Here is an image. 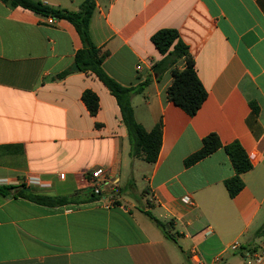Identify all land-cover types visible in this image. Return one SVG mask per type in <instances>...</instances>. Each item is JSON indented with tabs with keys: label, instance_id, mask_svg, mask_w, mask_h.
Returning <instances> with one entry per match:
<instances>
[{
	"label": "crops",
	"instance_id": "0c3cea01",
	"mask_svg": "<svg viewBox=\"0 0 264 264\" xmlns=\"http://www.w3.org/2000/svg\"><path fill=\"white\" fill-rule=\"evenodd\" d=\"M37 1L78 11L86 0ZM165 28L179 32L208 94L193 117L168 100L171 70L154 71L164 56L152 36ZM90 34L113 79L151 80L132 105L147 131L162 123L159 157L132 158L116 98L95 74L71 70L83 44L70 22L0 0V186L36 177L49 186L30 190L68 196L87 192L84 174L103 167L116 198L48 207L0 194V264H193L195 248L206 264H259L248 254L264 244V0H96ZM86 90L99 97L96 116ZM209 134L239 142L253 164L235 198L224 149L185 165Z\"/></svg>",
	"mask_w": 264,
	"mask_h": 264
},
{
	"label": "trees",
	"instance_id": "16d2710c",
	"mask_svg": "<svg viewBox=\"0 0 264 264\" xmlns=\"http://www.w3.org/2000/svg\"><path fill=\"white\" fill-rule=\"evenodd\" d=\"M2 1L11 3L14 7H22L54 20H66L75 27L83 44V47L75 55V62L80 69L79 71L95 74L116 98L121 110L123 123L129 134L131 157L141 158L147 163H155L159 157L162 145V123L157 124L151 131H147L136 120L132 105V98L143 93L145 88L151 83V80H146L135 86H124L104 70V61L108 57L109 52L97 47L90 34V23L96 8V0H86L78 11L52 8L37 0ZM152 42L164 56L154 66L155 73L160 77L164 71L171 70L173 75V83L167 90L168 100L185 111L189 116H195L207 99L208 94L197 75L196 64L189 54L187 45L179 39V32L172 28L157 31L152 36ZM181 60L186 63L184 69H180L177 66ZM68 73L70 71L64 72L60 77H64ZM82 99L90 114L96 116L99 110V97L97 94L91 90H86L82 95ZM252 107L255 114H258V106L253 103ZM219 149L225 150L235 171L234 176L225 181V187L229 196L235 198L245 187L242 175L253 169V164L247 152L239 142L236 141L223 145L216 134H209L204 138L201 149L185 160V165L187 167L193 166ZM30 189L24 185L0 186V194L2 196L13 195L14 197L25 198L48 207L99 200V197L92 195L89 191H78L68 196H50L38 194ZM146 214L157 227L166 233L167 225L165 223L157 219L150 212ZM166 234L168 237L173 238L171 234ZM256 234L264 235V225Z\"/></svg>",
	"mask_w": 264,
	"mask_h": 264
},
{
	"label": "built area",
	"instance_id": "2783aa9c",
	"mask_svg": "<svg viewBox=\"0 0 264 264\" xmlns=\"http://www.w3.org/2000/svg\"><path fill=\"white\" fill-rule=\"evenodd\" d=\"M138 70L142 69L141 65H138ZM61 178H64V174H61ZM84 178L87 181L88 191L92 195L99 197V201L105 202L106 206H112L116 203V198L114 195V186L115 180L109 177V172L103 167H97L94 170L85 173ZM23 185L26 188H44L49 186L47 182L40 178L30 177L23 182ZM187 203H191L189 198H185ZM242 247L239 241L233 242L230 246V249L237 251ZM248 257L253 258L254 262L259 264L264 263V244L261 246V249L253 253H249ZM191 262L193 264H206V262L201 257L200 252L195 248L192 251L190 256ZM222 260L221 257L215 258V263H218ZM250 263V261H249Z\"/></svg>",
	"mask_w": 264,
	"mask_h": 264
},
{
	"label": "rangeland",
	"instance_id": "374dc122",
	"mask_svg": "<svg viewBox=\"0 0 264 264\" xmlns=\"http://www.w3.org/2000/svg\"><path fill=\"white\" fill-rule=\"evenodd\" d=\"M62 189H63V191H67V186H64V187H62ZM41 192H43V193H48V194H54V191L53 190H51V189H41ZM63 193H65V194H72L73 192H63Z\"/></svg>",
	"mask_w": 264,
	"mask_h": 264
},
{
	"label": "water",
	"instance_id": "95a60500",
	"mask_svg": "<svg viewBox=\"0 0 264 264\" xmlns=\"http://www.w3.org/2000/svg\"><path fill=\"white\" fill-rule=\"evenodd\" d=\"M71 70L72 71H79L80 70L78 65H77V63H74V65L72 66Z\"/></svg>",
	"mask_w": 264,
	"mask_h": 264
}]
</instances>
